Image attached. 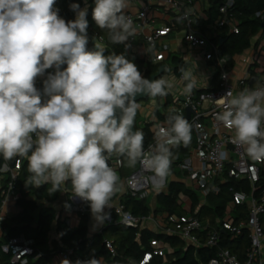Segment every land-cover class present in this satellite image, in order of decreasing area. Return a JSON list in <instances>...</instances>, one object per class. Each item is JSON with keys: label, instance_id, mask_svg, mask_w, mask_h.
<instances>
[{"label": "clouds", "instance_id": "9594fccd", "mask_svg": "<svg viewBox=\"0 0 264 264\" xmlns=\"http://www.w3.org/2000/svg\"><path fill=\"white\" fill-rule=\"evenodd\" d=\"M55 3L0 0V155L5 161L27 160V185L50 184L53 193L70 181L73 195L89 202L103 223L104 209L111 208L120 183L109 159L115 154L126 158L128 166L146 163L162 182L170 173L172 149L190 143L193 125L172 109L176 114L155 126V144L145 151L144 133L134 128L141 108L136 96H167L173 83L164 76L144 78L125 54L105 55L99 43L89 51L87 7L71 4L75 19L66 22ZM127 8L128 0H95L93 19L108 30L112 44L135 35ZM53 67L41 92L35 79ZM180 72L186 82L183 93L191 94L193 73ZM226 95L230 99L216 120L234 130V143L251 159L264 161V86ZM61 264L72 262L63 259Z\"/></svg>", "mask_w": 264, "mask_h": 264}, {"label": "built area", "instance_id": "2783aa9c", "mask_svg": "<svg viewBox=\"0 0 264 264\" xmlns=\"http://www.w3.org/2000/svg\"><path fill=\"white\" fill-rule=\"evenodd\" d=\"M195 3L196 0H128V8L124 12L132 19L136 32L127 42L143 40L147 49L146 61L159 68L167 65L164 73L168 75L164 77L169 78L172 73L167 60L172 49L166 43V39L182 31L184 45L202 51L209 69L207 78L216 80L219 77L217 84L205 86L196 83L191 94H184L183 89L173 93L174 99L171 103L164 96L161 109H168L162 112L164 116L178 113L186 117L187 110L192 109L189 118L193 125L191 141L187 146L178 147L181 150V158L172 161L169 175L172 169H176L191 182V189L200 197L199 207L206 206L210 197L220 195L231 183H247L249 189L242 186L231 190V201L224 217L217 220V227H214L210 220L203 222L197 213L170 216L168 222L172 226L171 232L184 241L191 242L198 248L218 249L217 257L209 264H264V188L259 190V184L264 178V161L251 159L243 147L234 143V130L225 128L215 118L224 110L230 99L226 95L227 92L230 91L232 96H236L245 88L264 86V32L255 38L249 49L246 71L235 77V63L222 54L221 45L225 36L240 34L241 21L236 15V0H224L218 5L216 18L207 26L209 35L195 27V23L200 19L209 20L207 15L201 17L194 10ZM154 6L163 11L161 18L166 20V23L161 26L155 25ZM172 13L178 17L179 23L170 18ZM257 17L264 22V13H258ZM88 39L89 42L93 40L101 46L105 45L104 38L97 34ZM52 69L55 72V68ZM46 79L45 75L38 76L35 79V87ZM179 80L184 88L186 82L181 79V75ZM172 109H175L176 113H172ZM148 120L153 135L151 141L144 146L145 151L149 145L155 144V126L165 124L160 122L154 113L148 116ZM124 160L126 158L114 154L108 161L119 176L124 167ZM0 161L1 224L7 219L3 208L8 201L16 204L21 198L18 181L22 177L23 166L27 160L16 157L5 161L0 155ZM125 184L129 196L138 200H148L152 193L167 187L168 176L160 182L146 163L137 162V169L125 178ZM62 197L66 207L62 220L70 229H75L84 217L92 213L89 202L74 196L73 192L66 189L63 190ZM109 203L111 208L104 209L108 214L109 225L142 228L146 218L135 216L127 210L125 204H115L113 198ZM239 208H246L247 218L238 219L241 216ZM222 232H227L232 240L242 237L245 232L248 233L250 245L245 260L242 261L230 249L220 246ZM3 239L0 238V264H31L44 256L43 253L37 254L33 244L24 237L10 241ZM151 245L155 249L145 255L141 264L150 263L154 256L162 257L164 263L167 262V252L163 245L159 241H152ZM105 247L112 257L117 255L112 241L106 240ZM72 254V250H52L49 264H61L63 259L71 261ZM4 256H9L8 260L3 261ZM100 260L102 264H107L104 259Z\"/></svg>", "mask_w": 264, "mask_h": 264}, {"label": "trees", "instance_id": "16d2710c", "mask_svg": "<svg viewBox=\"0 0 264 264\" xmlns=\"http://www.w3.org/2000/svg\"><path fill=\"white\" fill-rule=\"evenodd\" d=\"M224 0H215L214 7L209 10V20L200 19L195 23V27L200 28L206 34L207 26L211 24L217 15V7ZM79 4L81 9L85 8L87 4L88 21V38L93 34L101 36L105 40V55L111 53L125 54L126 57L136 64L138 70L144 75V78L150 80L154 75H157L159 66L152 65L146 60L139 59L135 54L127 50L124 44H112L109 39L107 29H100L97 27L93 19V9L95 7V0H56L54 8L58 9V15L70 21L75 19V13L71 10L70 5ZM236 15L241 21V31L239 35L225 36L223 39L226 42L222 43L221 51L223 55L234 58L243 55L247 52L252 44L262 32H264L263 21L257 17L258 13H264V0H236ZM94 41L91 40L88 45L89 51L94 50ZM171 64L177 70V75H181L180 69L187 70V63L176 55L170 56ZM67 65H62L65 68ZM49 74H54L52 68L45 70L46 77ZM216 79L219 82V77ZM44 81L39 83L36 87L43 92ZM163 119L164 116H161ZM144 133V145H147L152 138V131L150 125L144 129H139ZM1 167V161H0ZM30 175L27 171V162L23 166L22 177L18 181V186L21 189V198L17 204L21 211L14 216L6 219L2 227L5 233L4 241H10L14 238L24 237L31 242L36 250V253H43L44 256L36 262L31 264H49L52 258V250L63 251L72 250L71 261L73 264L77 260L86 261L92 258L104 259L107 264H141L147 253L153 252L155 247L151 245L152 241H162L174 252L167 254L170 264H209V262L217 257L218 249H210L208 247L198 248L185 247L183 240L178 236H169L156 234L148 230L131 229L121 225H109L104 231L94 238L88 237V216L84 217L82 223L77 229H70L65 222L58 219L55 209L50 206L58 201L63 194V190L73 192L70 181L62 186L61 190L50 192V184H44L40 187H34L25 184L27 177ZM244 187L249 189L247 183H231L227 185L223 193L218 196H212L208 199L209 206L200 208L198 216L205 222L211 220L212 224H217L218 219H222L225 215L226 208L231 201V190ZM264 188V178L259 184V190ZM189 196L195 207L199 206L200 197L186 190L181 184L172 183L169 187L168 193H161L158 195V205L160 211L168 212L172 216H182L183 211L179 205L181 197ZM1 201V198H0ZM50 204V205H46ZM124 204L127 210L131 211L137 217H147L151 214V208L148 200H138L131 196L125 198ZM197 209H195L196 211ZM246 208H239L238 219L247 218ZM237 219V220H238ZM56 225L57 233L60 237L61 244L54 242L53 249H50V233ZM205 239V237H204ZM109 240L114 243L117 255L112 257L106 250L105 241ZM250 245V239L247 232L238 239L232 240L227 232L221 233L220 246L224 249H230L237 254L243 261L247 249ZM9 256H4L3 261L8 260ZM162 257L154 256L148 264H163Z\"/></svg>", "mask_w": 264, "mask_h": 264}, {"label": "crops", "instance_id": "0c3cea01", "mask_svg": "<svg viewBox=\"0 0 264 264\" xmlns=\"http://www.w3.org/2000/svg\"><path fill=\"white\" fill-rule=\"evenodd\" d=\"M214 2H215V0H196V3L194 4L193 8L201 17H204L206 15L208 16L209 10H211L214 7ZM85 6L87 7L88 5L86 4ZM157 9L159 10V12H157ZM162 12L163 11L160 8L154 6V13H155L154 17H155V25L156 26H161V25L166 23V20H163L161 18ZM170 16H171L170 18L172 20H174V22L179 23V21H178L179 19L174 13H172ZM129 42H127V41L125 42V44L128 45V47H126L127 50L130 51L131 53L135 54L139 59L146 60L145 56L147 55V49H146L145 42L143 40H139V39L135 40V41H131L130 43ZM166 43L172 49L170 52V55L168 57V60H167V64H169L171 66L170 73H172L171 74L172 76H170L169 78L166 77L167 79H169L173 83V88L171 90H169L168 95L166 96L170 103L174 99L172 97L173 93H176V92L181 91L183 89V84L179 80L180 75H177V70L174 68V66L171 64V61H170V56L172 54L180 57L181 59L184 60V62L187 63V70L192 71L194 79L198 85L208 86V85H212V84H217V81L214 80V78L212 80H209L207 78V76L209 75V69H208V67L205 64V61L203 59L202 51L197 50V49H191V48L187 47L186 45H184L182 31H179L176 34L170 35V37H168L166 39ZM102 47H106V46L104 45ZM248 52H249V50L247 52H245L243 55L234 58L233 62L235 63V67H236V69L234 71L235 77L241 76L246 71ZM165 66H167V65H165ZM158 73H159V70H158ZM165 75H168V74L163 73L162 76H165ZM163 99H164V97L158 96L156 98H153L151 100V102H149L150 104H148V107H150V109L148 110V115L150 116L152 113H154V115L157 117V119L160 122L166 123V117L167 116L162 115V112L167 111L168 109H161L162 105H163V101H164ZM145 101L147 102L148 100H145ZM142 102H144V101H142ZM161 116H164L165 118L163 119ZM148 124H149V120H148ZM144 146H146V145H144ZM172 153H173L172 161H174V159L181 158L180 148H178V147L173 148ZM136 169H137V164L135 166H128L126 160H124V167L120 173L119 191L113 197V201L115 204H120V203L124 204L125 198L127 196H129L127 194L125 178L128 177V175H130ZM0 180H1V178H0ZM172 183L181 184L186 190L190 191L191 193H195L199 196L198 193L194 192L191 189V182L186 177L181 175L176 169H172L171 174L168 176L167 187L165 189H159V190L155 191L154 193H152V195L148 199L149 206L151 208V214L148 215L147 217H144V218H146V221L144 222V224L141 228L142 230H148V231H151L153 233L161 234V235L175 236V234H173L171 232L172 226L168 222V218L172 215H170V213H168V212L160 211V209H159L160 207L158 205V200H157L159 194L169 192V187ZM62 198L63 197H61L58 201H56L55 203H53L51 205L46 204V205L52 206L55 209L56 215L61 221H63L62 220L63 214L66 210V207L64 206V202H62L61 205L59 206L60 207L59 211L56 208H57V204L62 200ZM55 205H56V207H55ZM179 205L183 211V215L184 214H194L195 215L196 213L198 214L200 208H202L199 206L195 207L194 203L189 198V196L181 197V199L179 201ZM206 206H209V202L207 203ZM195 209H197V210L195 211ZM3 210H4V213L6 214L7 218L14 216V215H17L21 211V209H19V207H18V204L17 203L15 204L13 201H8V203L3 208ZM3 223L0 224V238H2V239L5 236V233H4V230L2 227ZM81 223H82V221H81ZM81 223H80V225H81ZM80 225L77 228H79ZM87 225H88V237L94 238L98 234L102 233L107 226H109V222L106 218L103 221V223H100L95 219V217L91 213L88 216ZM214 227H217V224H215ZM77 228H75V229H77ZM54 242L61 244L60 237H59L57 230H56V225L53 227V229L50 233V242H49L50 249H53V247H54L53 243ZM159 242L166 249L167 254H171L174 252V250L169 248L164 242H162V241H159ZM183 243L185 244L186 248L192 246V247H195L196 249H198V247L191 242H187V241L183 240ZM245 259H246V255H245ZM163 264H170L168 261V258H167V262H165Z\"/></svg>", "mask_w": 264, "mask_h": 264}, {"label": "rangeland", "instance_id": "374dc122", "mask_svg": "<svg viewBox=\"0 0 264 264\" xmlns=\"http://www.w3.org/2000/svg\"><path fill=\"white\" fill-rule=\"evenodd\" d=\"M153 98L148 99V101L141 102V108L138 110V119H137V127L139 129H144L148 125V110L150 107H148L149 102H151ZM147 105V106H146ZM169 176V175H168ZM63 200V201H62ZM57 204V210L59 211V206L61 205L62 202H64V198ZM56 207V205H55Z\"/></svg>", "mask_w": 264, "mask_h": 264}, {"label": "water", "instance_id": "95a60500", "mask_svg": "<svg viewBox=\"0 0 264 264\" xmlns=\"http://www.w3.org/2000/svg\"><path fill=\"white\" fill-rule=\"evenodd\" d=\"M263 28H264V23H263ZM224 42H226V40L222 41V43H224ZM167 68H168L167 66H162L159 69V73L157 75L152 76L150 78V80L157 79V78L161 77L163 75V73L166 71ZM149 98L150 97H148L146 94H137L136 101L138 103H141L142 101L148 100ZM191 113H192V109H188L187 110V116L185 118L189 120ZM137 119H138V111H137V114H136V117H135V121H134V128L136 130H137ZM135 129H133V130H135Z\"/></svg>", "mask_w": 264, "mask_h": 264}]
</instances>
